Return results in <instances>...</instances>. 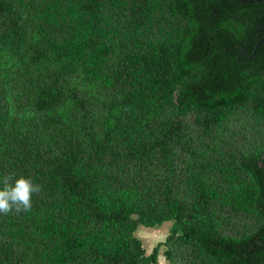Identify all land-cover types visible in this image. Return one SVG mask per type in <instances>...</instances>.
<instances>
[{
  "label": "trees",
  "instance_id": "obj_1",
  "mask_svg": "<svg viewBox=\"0 0 264 264\" xmlns=\"http://www.w3.org/2000/svg\"><path fill=\"white\" fill-rule=\"evenodd\" d=\"M5 176L0 264H264V0H0Z\"/></svg>",
  "mask_w": 264,
  "mask_h": 264
},
{
  "label": "clouds",
  "instance_id": "obj_2",
  "mask_svg": "<svg viewBox=\"0 0 264 264\" xmlns=\"http://www.w3.org/2000/svg\"><path fill=\"white\" fill-rule=\"evenodd\" d=\"M42 190V185L31 178L19 176L13 182L11 176H5L0 187V213L29 211L33 194H40Z\"/></svg>",
  "mask_w": 264,
  "mask_h": 264
},
{
  "label": "rangeland",
  "instance_id": "obj_3",
  "mask_svg": "<svg viewBox=\"0 0 264 264\" xmlns=\"http://www.w3.org/2000/svg\"><path fill=\"white\" fill-rule=\"evenodd\" d=\"M172 223V221H165L158 227H147L144 225L139 226L136 234L142 239L147 254L151 253L159 242L166 239L172 227ZM152 264H168V261L163 255L162 247L160 248L158 260Z\"/></svg>",
  "mask_w": 264,
  "mask_h": 264
}]
</instances>
